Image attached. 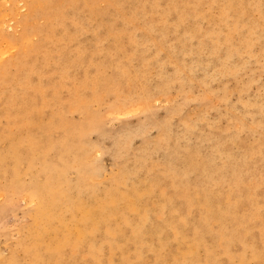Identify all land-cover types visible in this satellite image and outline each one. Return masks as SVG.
I'll use <instances>...</instances> for the list:
<instances>
[{
    "label": "bare ground",
    "instance_id": "obj_1",
    "mask_svg": "<svg viewBox=\"0 0 264 264\" xmlns=\"http://www.w3.org/2000/svg\"><path fill=\"white\" fill-rule=\"evenodd\" d=\"M28 1L29 2L26 6L25 14L19 16V18L18 17L15 18V16L17 15L15 13V9H12L11 11L9 10L10 12H12V15H14L12 17H14V19H15V24H16V26H18L21 29V31H20V33L17 34V36L11 35L8 38L13 43L18 42L20 44H24L27 49L29 48V50H27V49L23 50V48L20 49L17 45L19 50L16 51L12 57L13 61H14V63H16V65H19V64L23 65L24 64L25 68L22 69L23 73H22V76L19 80V84H20L19 85L20 89L18 88L20 91V93L18 94L19 96L16 94V92H14L16 87H15V89L12 88L10 95H15V97L16 96L20 97V95L40 94L41 95V101H40L38 108H36V102L33 103V105L35 104V108H36L35 113L37 115H41V114H44L45 112H48L47 109L49 108L50 103H49V98L47 97V95H53L52 93L59 95L60 90H62V89L65 90V85L59 86L57 84H51V86L49 88L46 87L45 84H47V82H44V77L48 73L45 74V72L47 71V70L45 71V67H46V64L49 65L52 55H51L50 49H45V48L40 49L41 46H39L38 43H41V42L42 43L47 42L49 45L57 46L56 47V50L58 52L57 55L59 57L62 56L64 59L63 60L61 58L63 60V64L61 66L62 67V70H61L62 73H61L60 77L62 79H69L73 82L71 90L67 91V92H69L68 95H74V96L72 98L67 99L65 102V105L69 111H70V109L75 111V108H78V109L83 108L86 110L87 100H86V97L84 95H113V94H117L119 96L121 95L119 98H122V100H121L122 103L120 106L117 104L118 106L116 109H122L123 107H125L129 103H133L132 108H135V106H136L135 104L143 105L144 103L148 102L149 97H150L148 91H149V87H150L149 84H150V81L153 79V76L149 73V68H150L149 65L152 64V62H155V64L158 67L156 75H154V76H156L158 79H160V82L158 84L156 82L155 83L157 84V87L163 88L166 85V84L164 85V82L161 81L162 76H163L162 68L165 64H171L172 65V67H173V72H172L173 78L172 79L177 80V79L181 78V75L184 73V70L188 71V73H193L196 70H200L204 74H208L209 66L212 63H213L214 68L217 70L218 73L219 72L225 73V71H234L239 66H236L235 62L232 63V57H233V55H237L238 57H241L242 53H243V52H241L239 47L235 46L234 48H232V47L230 48L229 38H228L229 33L227 31H225V35H223V41H222L223 44H221V45H224V52H222V54H220L219 51H220L221 45H219L218 40L215 38L212 31H208L206 33V35L209 38V42H205L203 40H198L196 43V46L190 48L191 50L187 51L189 53L185 54V53H187V52H185L186 48L184 47L182 42L176 43V40H178V38H180L181 36H184L185 39H191V38L195 37V32H192V30L189 29L190 27L189 28L187 27V29H189V30H187V29H184L182 26L184 23L185 16H187V14H188V12H187L188 8L191 7V4L193 3L194 0H171L172 8L179 12V15L177 16L178 20L176 22H175L176 18H175V20L173 18L174 21H172V19H171L172 22H170V20H169L170 24L175 23L171 29L172 30L171 32L174 34L173 36L176 37V38L174 37L176 40L175 41L173 40V42H168L165 39V34H166L165 30L167 29V26L165 25L166 18L158 21L154 18L155 16L153 15L155 13L157 14L158 10L157 11L153 10L152 12L150 10L149 12H151V13H147L148 11L143 12L145 10L142 9L143 10L142 11L140 9V8H144V5L146 2L149 4V6L152 4H155L157 6H158V4L161 5L160 2H157L159 0H144V1L143 0H137V3L130 6L129 12L128 11H127L128 13L126 12L127 14L122 13L123 4L125 3L126 0H103V1L108 2L109 7L112 6V8L114 10H113V13H112V10H107V12L105 14L106 17L104 19H102V21H100V22L97 21V23L95 22V18H96V14L99 12L100 9H98V7L96 6V4H97L96 1H100V0H90L91 1L90 5L89 4L86 5V2L89 0H28ZM205 1H208V0H205ZM227 1L230 4L226 5L225 7H231V5L234 4V3L230 2L229 0H227ZM4 2H7V1H4ZM168 2H169V0H168ZM168 2H167V0L164 1V3H168ZM220 2L222 3L223 1H220ZM249 2H251V1H249ZM197 3H198V1H197ZM216 3L217 2L215 0L212 4H216ZM221 3H220V5H221ZM254 3L259 7V6H261V4L263 2H262V0H254ZM246 4H248V2ZM164 6H165V4H164ZM223 7L224 6L221 7V12L219 15V16H221V27L228 24L229 20H233L232 23L230 24L229 28L232 30L238 31V33H241V31L243 29V23L240 19H242L241 14L245 13V12L243 11L240 14H237V13L234 14L235 19H233L231 17L232 15L229 14L230 8H228V10H226V8L224 9ZM261 9H264V8H261ZM261 9L259 10L260 12L258 10L257 11L259 13H261L262 12ZM3 11L6 12L5 5L1 4L0 5V14L2 16L0 17V23H2L3 20L5 19L4 16H6V15L8 16V14H9V13L3 14ZM161 12L167 14L168 10L162 9ZM218 12H219V10H218ZM258 12H256V13H258ZM263 12H264V10H263ZM166 14H163V15H166ZM198 14H200V13L198 12ZM198 14L196 12V14H192V15L195 16V18H197L196 15H198ZM138 15H140L141 17L137 18ZM212 16H213V14H212ZM135 18H137V19H135ZM160 18H162V17H160ZM203 18H205V17H203ZM261 18L263 19V17H261ZM6 19H7V17H6ZM37 19H43L44 20L43 24L42 25L35 24L34 21ZM259 19H260V17H259ZM32 20H33V22H32ZM209 20H210V16H209ZM116 22H119L118 23V25H119L118 29H116L114 26ZM196 22L197 21H195L194 23H196ZM139 23H142V25H139ZM215 24H216V22H215ZM5 25H7V24L5 23ZM171 25H173V24H171ZM184 25H185V23H184ZM191 25H193V23ZM13 26H15V25H13ZM185 26H187V25H185ZM256 26H258V25H256ZM256 26L255 27L252 26V31L254 34H258ZM216 27H217V25H216ZM19 28H18V30H19ZM192 28H193V26H192ZM245 28H246V25H245ZM9 29H11V27ZM101 29L104 30L106 33L105 36H103L102 38L98 35V31ZM245 30H244V32H245ZM136 31L142 33V35L139 38L136 36L137 39L132 37V35L134 33H136ZM155 31L158 32V36H157L158 39L157 40H155L152 37V33H154ZM131 32L133 33L132 35H131ZM248 33H250V32H248ZM30 34L37 35L39 37V40H38V42H32V45L29 46L26 43V41L31 39V38H29L31 36ZM83 34H86V35L89 34L91 36L90 37L91 40H89V41H91V43L87 44V46H86V45H84L86 42L84 44H81L82 42L80 43V41H79L78 44H75L76 45L75 47H72L73 49L70 48V44L73 42V40L75 38L83 35ZM123 34H127V36H128L127 44L129 46H131V49L129 48L128 52H132V53L127 54L128 52L122 51L118 45H115L116 42L118 41V39L120 38V36ZM245 34L246 33H244L243 35H245ZM178 35H181V36L179 37ZM250 35H251V33H250ZM250 35L248 36V38L250 37ZM244 37H247V36H244ZM107 39L110 40V41L108 40L111 44L110 49L113 50L115 47L114 51L118 52L119 50H121V55L116 56L114 58L113 54H110L111 59H112L110 61V63H111L110 66L112 67L113 72H111L110 76H108V73H107V77H106V75L103 76L104 66L101 62V59H102L101 54H104V53H102L103 51L104 52H105V50L107 51L106 47L104 46V41ZM243 41H244V39H243ZM183 42H185V41H183ZM249 42H250V40H249ZM118 43H120V42H118ZM244 43H245V41H244ZM178 44L181 45L180 48H178V46H177ZM189 44H190L189 46H191V42ZM255 44H257V43H255ZM157 45L159 46V48L161 47V48L166 49L167 55H166L165 59L164 60L162 59L161 61L158 60L157 57H153L151 59V63H150V57H149V59H145L144 53H146V51H149L152 48H155ZM247 45H249L248 42H247ZM247 45H245V47ZM252 45H253V43L251 44V46ZM2 46H5V45H2ZM6 46H5V48L3 47L0 49L1 57L5 53L8 54L7 51H10L9 48H14L9 44ZM238 46H239V44H238ZM122 47H124V46L122 45ZM30 49L32 51H34L36 56H34L35 58L29 62L28 53H29ZM37 49H39V50H37ZM246 49H249V48L246 47ZM112 50H110L109 52L111 53ZM156 50H155V52H156ZM174 50H178V54H180V56H181L180 59L174 60L173 57H171V53ZM53 51H55V50H53ZM191 51L198 53V54H201L204 57V60L201 59L202 56H199V57L193 56L191 54ZM135 52H138L140 54V56H138V58H136V59L134 58ZM157 52H160V51L158 50ZM157 52H156V55L158 54ZM202 52H204V53H202ZM10 53H11V51H10ZM246 53L248 54L247 51H246ZM249 53H250V50H249ZM126 54H127V56L124 58L123 56H125ZM154 55L155 54H153L152 56H154ZM186 55L193 56V57L190 56L191 59H190V62L188 64H186L184 62V57ZM5 57H6V55H5ZM58 59H60V58H58ZM58 59H56V60H58ZM56 60H54V61H56ZM37 61L38 62L40 61L42 63V67L39 69L35 68V66H34V63H36ZM133 61L139 62V64L134 65ZM41 63H39V64H41ZM244 65H246V64H244ZM75 67L83 69L82 75L80 77L77 75H71L70 74V71ZM91 67H93L95 70L94 71L95 73L93 76L90 75V73H89V69ZM16 68H17V66H16ZM46 68H49V67H46ZM52 72L55 73V71H52ZM49 74H51V72ZM169 74H171V73H169ZM32 75L36 76L35 80L31 79ZM184 75H186V74H184ZM202 76L201 77L203 80V78H205V77H204V75H202ZM189 77L191 78V76H189ZM201 77H199V78H201ZM191 79L193 81V78H191ZM194 79L196 80L197 78H194ZM213 79H214V77H213ZM48 80L50 81V79H48ZM197 80H199V79H197ZM209 80L212 81L211 78ZM17 81H18V78H17ZM185 81H186V79H185ZM199 84H201V83H199ZM167 87L168 86L165 87L166 90H167ZM178 87H180V86H178ZM159 88H157V89H159ZM168 88H170V86ZM182 88H183V84H182ZM48 89L50 90V94L47 93ZM206 89H207V87H206ZM210 89H211V87H210ZM214 90H211V91L213 92ZM187 91H188V89H187ZM160 92H161V90H160ZM207 92H209V91H207ZM178 93H180V91ZM183 93H185V92H183ZM239 93H241V92H239ZM203 94H205V93H203ZM0 95H2V94H0ZM161 95L163 97V94H161ZM134 96L136 98L130 100L129 102H126L127 98H132ZM24 97H26V96H23L22 98H20L21 100L17 104V106H16L17 110L15 111V112H17V114H19L20 116L22 115L23 117L25 116V114L26 115L27 114L30 115L29 113L32 114V110H34V108H32V105L27 104L28 99L25 100ZM29 100L32 103L33 100H31V99H29ZM242 100H244V99H242ZM220 101H221V99H220ZM116 102H117V100H116ZM114 104L116 105V103H114ZM245 104H247V103H245ZM171 105H170V107H171ZM258 105L261 106L260 104H258ZM58 106H60V105H58ZM180 106H176V108L177 107L180 108ZM243 106L244 105H242V107ZM50 107H51V105H50ZM8 108L0 107L1 114L10 113V111L8 112ZM147 108L146 109L144 108V110H147ZM260 108H262V107H260ZM224 110H225V108H224ZM108 112L111 113L112 111L111 112L108 111ZM126 112H124V113H126ZM131 112H133V109ZM141 112L142 111H140L139 113H141ZM174 112H177V114H178V111H174ZM247 112H250V111H247ZM247 112H246V114H247ZM200 113H201V111H200ZM177 114H176V116H177ZM48 115L50 117H49L45 127H41L37 122H33V120L27 119V121L24 124V125H26V127H25L26 132L24 130V132H25L24 136H22L21 138L10 137L9 150H7V151L0 150V167L3 169L1 171V174L4 176H8L9 184L11 186L13 185V187L18 186L26 175L33 177V179L30 180L29 197L34 198L36 201V206L33 210L31 220H30V222H28L29 224L27 225L26 230H23L24 232L26 231V233L24 234L25 237L24 238H23V236L21 237L20 236L21 234H20L18 237L19 241L16 243V246L19 247L20 254H19V252L17 254L10 252L8 254V256L0 257V264H191V263H193V264H214V261L216 260V256L212 251H210L207 248L208 247L207 243H208L209 239H212L213 241H215V243L222 249L221 250L222 255H224L228 259V261L230 259L229 263H232V259H231L232 253H231V251H229L231 246H232V241L238 240V238H240V236L242 234H245L244 235V236H246L245 238H247V237L250 238V234L252 232L250 230L253 227H255V225L258 226L260 224V222L262 223V221H263L260 213H261V211L264 212V202L259 209H255L256 206H254L252 204L249 205L248 207H245L240 202L239 196H241V194L240 195L235 194V188L234 187L235 186L238 187L237 186L238 185V179L241 176L239 171L233 172L231 178L227 181L225 180L224 175H222V174H220L218 177L215 176V173H220L221 171L224 170L226 163L231 158L230 148L222 149L220 146L222 144L218 143V140L214 141L212 139H208V140H211V145H212L211 150L213 151V157H216V160H218L221 165L217 166L216 169H210V170L207 169V167L202 166L201 170L206 175V178L209 180V183L204 189L194 191L195 192V194L193 193L194 196L190 197L191 202L190 203L185 202V204L187 203V205H186L187 211H182L183 209L179 206L181 203H178V205H177L175 203L176 199L175 198L173 199L170 196V193L168 195L167 192L163 189V187L160 188L158 186L159 185L157 183L158 178L156 180V178H153V177L148 176V175H147L148 177L145 175V178L140 177L142 175V172L144 169L142 166V163L144 162L145 158L143 156H141L142 158H144L143 160L138 158L139 157L138 156L137 157L138 159L136 160L135 163L131 159L132 162L134 163V164L132 163L133 164L132 167H130V168L127 167V169L125 171L119 173L116 177L109 180L105 185L103 184L104 186L102 188H99L97 186V182H95V180L93 179L94 176H92V172H90L86 169L85 160H86V152H88L87 151L88 149L86 148L87 150H85L82 155L75 154V150H74V148H75V137L77 135H80L82 130L91 127V125H92L91 117L90 116L85 117L82 120L81 124L75 126L71 122L66 121L57 112L56 113L48 112ZM168 115H169V113H167V115H165V117H168ZM173 115L174 114H172L171 116H173ZM113 116H114V114H113ZM23 117H22V119H23ZM53 117H55L58 120V122H56ZM20 118L18 117V119H20ZM43 119H45V118H43ZM73 119H75V118H73ZM172 119H173V117H172ZM201 119L202 118H200V120ZM182 120H183V118H182ZM196 120L199 121L198 119H196ZM216 120H217V118H216ZM9 121H11V120L9 119ZM14 121L15 120H13V122ZM163 121H165V118L163 119ZM187 121H189V120H187ZM226 121H229V120H226ZM230 121H231V119H230ZM235 121H237V120L235 119ZM18 122H19V120H18ZM40 122H42V121H40ZM199 122H201V121H199ZM251 122H252V120H251ZM194 123H195V121H194ZM259 123L260 122L258 121L257 124H259ZM21 124H23V123H21ZM165 125L169 126V124H167V123L164 124V126ZM212 125H213V123H212ZM236 125H238V124L236 123ZM236 125L234 127H237ZM18 126H20V125H18ZM190 126H192V125H190ZM241 126H240V128L242 129ZM14 127H13V129H14ZM161 127H163V126H161ZM161 127H160V129H161ZM195 127L196 126H194V128ZM147 128L148 127H146L144 129V132H145V130H147ZM168 128H171V126ZM38 129H39V132L37 133L36 131ZM124 129L126 131V128H124ZM132 129H134V128H132ZM187 129H189V128H187ZM187 129H185V130L187 131ZM135 130H134V132H135ZM139 130H136V131L139 132ZM89 131H87V132H89ZM122 131H121V134L125 132V131L124 132H122ZM142 131H143V129H142ZM158 132H157V134H158ZM128 133L129 132H127V134ZM175 133H177V132L175 131ZM4 134L0 130V142L3 141ZM15 134H16V132H15ZM121 134H117V136L118 135L121 136ZM182 134H184V133H182ZM8 135H10V133ZM131 135H133L132 137H135L133 133ZM141 135H142V133H141ZM141 135H139V136H141ZM168 136H169V132H164L162 129V131L159 132V138L160 139H158V140H161V138H163L165 141V139H167V138L169 139ZM129 137L127 136V138H129ZM116 138H114V139H116ZM123 138H126V137H123ZM150 138H152V137H149V140H151ZM204 138H205V136H204ZM114 139H113V141H114ZM117 139H119V138H117ZM129 139L131 140V137ZM116 141L118 144L119 143L118 140H116ZM142 141H143V139H142ZM154 142H155V139H154ZM154 142H152V144ZM114 143H115V141H114ZM123 143H125V142H123ZM166 143H167V141H166ZM85 144H86V142H85ZM141 144L142 143H140L138 145H141ZM200 144L201 143H199V145ZM91 146L93 147V145H91ZM154 146H156V144H154ZM233 146H234V144H233ZM86 147H88V146H86ZM176 147L178 148V146H176ZM129 148H131V147H129ZM129 148H127V149H129ZM185 148H184V151L186 150ZM153 149H154V147H153ZM209 149H210V147H209ZM50 150H53V153L51 152L53 154V155L51 154L52 156L49 155ZM136 150H138V149H135V151ZM166 150H168V149H166ZM173 150L174 151L171 153L178 154L179 149H177V150L173 149ZM251 150L252 149H250V151ZM78 151L82 152L80 150V148H78ZM149 151H150V149H149ZM163 151H164V149H163ZM118 152H120V151H118ZM152 152H153V150H152ZM252 153H253V151H252ZM144 154L147 155V153H144ZM125 155H126V153H125ZM128 155L131 156V154H128ZM165 155H167V154L165 153ZM114 156L115 155L113 154V157ZM149 156H151L150 153H149ZM169 156H170V152H169ZM169 156H167V157L169 158ZM176 157L178 158V156H176ZM175 158H174V160H177V158L176 159ZM242 158H244V157H242ZM113 159H115V158H113ZM150 159H153V158H150ZM205 159H206V157H205ZM87 160H88V158H87ZM127 160H128V158H127ZM127 160H125V161H127ZM129 160H130V158H129ZM184 160H185V158H184ZM211 160H213V159H211ZM151 162H152V160H151ZM160 162H161V160H160ZM37 163H38V167H37ZM173 163L171 164L170 162L169 163L166 162V164H162V163L161 164L163 165V167H162L163 173L166 174L167 176L175 178V179L178 178L180 174H181V179H184L186 177V174H188L187 170L191 171L192 169H196L199 167L197 164L192 163V166L194 165L193 168L188 167L187 170L181 171V173H179L177 168H175L176 166H173V165H175ZM211 163H214V162H211ZM75 164L77 165L76 169L78 170V172H77V175H76V178L74 179V181L71 182V181H68L64 177V173L67 169L71 168L72 166L75 169ZM126 164H128V162ZM130 164H131V162H130ZM119 165H121V164H119ZM148 166H149V164H148ZM256 171L257 170H255V172ZM153 172H154V170H153ZM151 173H152V171H151ZM149 174H150V172H149ZM93 175H94V173H93ZM205 175L202 177H205ZM99 176H101V175H99ZM164 179H166V176L164 177ZM175 179H171V180H175ZM254 179H253V181H254ZM185 180H186V178H185ZM194 181H195V179L193 180V182ZM172 182H174V184H176L175 181H172ZM240 183H242V182H240ZM170 185L172 186V183H170ZM259 185L264 186V180H261V178H260L258 186ZM3 186H5V185H3ZM22 186H25V185H22ZM161 186H162V184H161ZM217 186H222V187L224 186V188L220 189L218 191L216 188ZM166 187H168V186H166ZM172 188H174V187H172ZM23 189H25V188H23ZM174 191L176 192V190H174ZM174 191H172V192H174ZM249 193H251V192H249ZM155 194L162 197V199H156ZM241 197H242L241 199H243V196H241ZM254 198H255V196H254ZM260 198H262V196ZM263 198H264V194H263ZM188 199H187V201H188ZM32 201H33V199H32ZM182 206H184V205H182ZM189 206H194V208L197 207L199 210V211L198 210L197 211L199 212L200 215H198V216L195 215V217H196V219H194L195 221L191 220V218L189 217V215L191 216V211H188ZM198 221H200V227L197 224ZM263 224H264V221H263ZM257 226H256V229H257ZM259 226H261V225H259ZM262 226L264 227V225H262ZM24 229H25V227H24ZM260 235H261V233H260ZM240 239H239V241H241ZM258 240H260V239L258 238ZM261 240H262V243H261L262 245L260 246V248H256L253 241L252 242L245 241L244 243L239 242V243H243V250L241 251L240 257H239L240 264H248V261H249L248 259H250L253 262H256V264H264V231L261 235ZM236 242H238V241H236ZM16 246H14V247H16ZM201 247L204 249L205 255L202 254L203 257H201V259H199L198 251H199V248H201ZM241 247H242V245H241ZM235 250H234V252H235ZM218 257H219V255H218ZM225 262L226 261H224V263Z\"/></svg>",
    "mask_w": 264,
    "mask_h": 264
},
{
    "label": "rangeland",
    "instance_id": "obj_2",
    "mask_svg": "<svg viewBox=\"0 0 264 264\" xmlns=\"http://www.w3.org/2000/svg\"><path fill=\"white\" fill-rule=\"evenodd\" d=\"M4 1H7V2H4ZM131 1L132 0H126L125 1L126 4L125 3L123 4V10H124V11L122 10L123 14H127L129 12L130 6L137 3V0H133L134 2L133 1L131 2ZM164 1H166V0L157 1V2L161 3V5L158 4V6L155 4H152L149 6V4L146 2L144 5V8H140V9L141 10L144 9L145 11L142 10L143 12L148 11L147 13H151L153 10L154 11L158 10L157 14L156 13L153 14L155 16L154 18L158 21L166 18L165 25L167 26V29L165 28L166 29L165 31H166L167 35L165 34V39L168 42H173V40L174 41L176 40L175 39L176 37L173 36L174 34L171 32L172 31L171 29L175 23H171V24H173V25H171L169 23V20H170V22H172L176 18V20H175V22H176L178 20L177 16L179 15V12L172 8L171 0H169V2L167 0L168 3H164ZM197 1H198V3H197ZM214 1L215 0H208V1L194 0L193 1V3L191 4V7L188 8V11H187L188 14H187V16H185V19H184V23L187 26H185L184 23L182 26L184 29H187V27L188 28L190 27L189 29L192 30V32H195V37L191 38V39H185L184 36L178 35L179 37L180 36L181 37L178 38V40H176V43L182 42V44L186 48L185 52H187V51L191 50L190 48L196 46V43L198 40H203L205 42H209V38L207 37L206 33L208 31H212L215 38L218 40L219 45H221V44H223V42H222L223 41V35H225V31H227L229 33L228 38H229L230 48L231 47L234 48L236 46V47L240 48L241 52H243L241 57H238L237 55H233V57H232V63L235 62V65L239 66V67H237L238 69L236 68L234 71H225V73L224 72L218 73L217 70L214 68V65L212 63L209 66V72L210 73L208 72V74H204L200 70H196L193 73H188V71L184 70V73L181 75V78L176 80V79H172L173 78L172 77V72H173L172 65L171 64H165L162 68L163 76H162V80H161L162 82H164V85L166 84L163 87L165 89L164 90L163 88L157 87V84L160 82V79H158L154 75H156L158 67L155 64V62H152V64L149 65L150 68L148 67L149 73L153 76V79L150 81V84H149L150 85L149 91H148V93L150 95L149 100H148V102L144 103L143 105L135 104L136 105L135 108H132L133 103H129L125 107H123L122 109H116L117 106L118 105L120 106L122 103V101H121L122 98H119L121 95L120 96L117 94H113V95H84L86 97V100H87L86 110L83 108H79V109L75 108V111L72 109H70V111H69L65 105V102L67 99L72 98L74 96V95H68L69 92H67V91L71 90L73 82L69 79H62L60 77L61 73H62L61 72V70H62L61 66L63 64L64 59L62 56L59 57L57 55L58 54V52L56 50L57 46L49 45L47 42L46 43L45 42L38 43V45L41 46L40 49H42V48L50 49L51 55H52L51 60H50L51 64L50 63H49V65L46 64V67H49V68L45 67V71L47 70L45 72V74L48 73L44 77V82H47V84H45L46 87L49 88L51 86V84H57L59 86L65 85V90L64 89L60 90L59 95H56L55 93H52L53 95H47V97L49 98V103H50L47 111L50 113H56L57 112L66 121L71 122L75 126L81 124L82 120L87 116H90L92 119L91 127L82 130L80 135H77L75 137V148H74V150H75V154L82 155L83 152L88 149L87 150L88 152H86V160H85L86 169L88 171L92 172V176H94L93 179L95 180V182H97V186L99 188H102L109 180L116 177L119 173L125 171L127 169V167H129V168L132 167V165L136 162V160L138 158H140L142 160L145 158L144 162L142 163V166L144 169H143L142 175L140 174L141 175L140 177L145 178V175L146 176L148 175V176H151L153 178H156V180L158 178V180H157V183L159 184L158 186L160 188L163 187V189L167 192L168 195L170 193V196L173 199L174 198L176 199L175 203L177 205H178V203H181L179 206L183 209L182 211H187L186 205H187V203L191 202L190 197L194 196V194H195L194 191L204 189L209 183V180L206 178V175L201 170L202 166H205V167H207V169L210 170V169H216L217 166L221 165L220 162L218 160H216V157H213V151L211 150L212 149L211 140H208V139H212L214 141L218 140V143L222 144V145H220L222 149L230 148V150H231V158L226 163L224 170L221 171L220 173H215V176L218 177L220 174H222V175H224V178L227 181L231 178L233 172L239 171L241 176L238 179V185H237L238 187L235 186L234 188H235V194L236 195L241 194V196H243L244 200L241 199L242 198L241 196H239L241 204L245 207H248L249 205L252 204V205L256 206L255 209H259L262 206V204L264 202V198H263L264 186L263 185L258 186V184H259L260 178H261V180H264V178H263L264 177V174H263L264 173L263 172L264 171V159H263L264 158V41H263L264 40V16H263L264 15L263 14L264 9H261V8H264L263 7L264 6V0H262L263 3L259 7L254 3V0H229L230 2L234 3L231 5V7H225L226 5L230 4V3H228L227 0H220V1L224 2V3L222 2L223 4L219 0H216L217 5L212 4ZM249 1H251V2H249ZM28 2H29L28 0H0V5L4 4L5 9H6V12L3 11V14L9 13L8 16L7 15L4 16V18H5L3 20L4 23L3 22H2L3 24L0 23L1 24L0 25V42H1L0 43V49L3 47L5 48V46L8 44L15 48V49L9 48V50L11 51L12 54L10 53V51H7L8 54L5 53L4 55H2V57L0 55V94H2V95H0V98H1L0 99V107H2V108H8L9 107L10 108V109L8 108V112L10 111V113L1 114V112H0V120H1L0 121V130L2 131L3 134L5 133L3 141L0 142V150H2V151L9 150L10 137L21 138L22 136H24V134L26 132V128H25L26 125H24V124L27 121V119L33 120V122H37L41 127H45V125H46V123L50 117L48 115V112H45L44 114H41V115H37L35 113V109L38 108L40 101H41V95L40 94L20 95V97H18L19 96L18 94L20 93V91H19V89H20L19 88V85H20L19 80H20L22 73H23L22 69H24L25 66H24V64L23 65H20V64L16 65V63H14L12 57L15 54V52L19 50V48L20 49L23 48V50H26L27 48L25 47L24 44H20L18 42L13 43L8 38L11 35L17 36V34L20 33V31H21V29L18 26H16L15 19H14V17H12L14 15H12V12H10V11L12 9H15V13L18 15V16L16 15L15 18H17V17L19 18V16L25 14L26 6H27ZM247 2L249 5L246 4ZM90 3H91V1L89 0L86 2V5L87 4L90 5ZM96 3H97L96 6L98 7V9H100L99 12L96 14V18H95V22L97 23V21L100 22V21H102V19H104L106 17L105 14H106L107 10H112V13H113L114 9L112 8L111 5H110L111 7H109V3L106 1L100 0V1H96ZM220 3L222 6H224L223 7L224 9L226 8V10H228V8H230L229 14L232 15L231 17L233 19H235L234 14H236V13L240 14L243 11L245 12V13L241 14L243 17L241 16L242 19H240L243 23V29H242L241 33H238V31L232 30L229 28V26L233 20H229L228 24L221 27V16H219V15H220L222 6L220 5ZM164 4H165V6L166 5L167 6L165 7ZM250 4L251 5L253 4V5L251 6ZM259 8L262 11L261 13H259L260 12ZM162 9H167L168 13L167 14L162 13L161 12ZM150 10H151V12H149ZM218 10H219V12H218ZM196 12H197V14H198V12L200 13V14L196 15L197 18H195V16L192 15V14H196ZM256 12H258V13H256ZM163 14H166L167 16L163 15ZM212 14H213V16H212ZM1 16L2 15L0 14V17ZM209 16H210V20H209ZM6 17H7V19H6ZM138 17L140 18L141 16L138 15L137 18ZM160 17H162V18H160ZM203 17H205V18H203ZM259 17H260V19H259ZM261 17H263V19ZM137 18H135V19H137ZM173 18H174V20H173ZM171 19H172V21H171ZM191 19L194 22L195 21H197V22L194 23ZM213 20L216 22V24ZM32 22H33V20H32ZM43 22H44L43 19H37L34 21V23L38 24V25H42ZM5 23L7 25H5ZM118 23L119 22H116L114 25L116 29H118V26H119ZM192 23H193V25H191ZM13 25H15V26H13ZM139 25H142V23H139ZM216 25H217V27H216ZM245 25H246V28H245ZM256 25H258V26H256ZM192 26H193V28H192ZM252 26L257 27L258 34L253 33ZM10 27H11V29H9ZM18 28H19V30H18ZM189 29H187V30H189ZM244 30H245V32H244ZM155 32H154L155 34L152 33V37L155 40H157L158 39V37H157L158 32L157 31H155ZM248 32H250L251 35ZM244 33H246V34L243 35ZM105 34H106L105 31L102 29L98 31V35L101 38L103 36H105ZM132 34L133 33L131 32V35ZM30 35L31 36L29 38H31V39L28 38L29 40L26 41V43L29 46L32 45V42H38V40H39V37L37 35H35V34H30ZM87 35L83 34V35H81L82 37L79 36V37L75 38L73 40V42L70 44V48L75 47L76 46L75 44H78L79 41H80V43L82 42L81 44H84L86 42L84 44L86 46H87V44L91 43V41H89V40H91V38H90L91 36L89 34H87ZM141 35H142V33L136 31V33H134L132 35V37L137 39V37L139 38ZM249 35H250V37L248 38ZM244 36H247V37H244ZM258 36L259 37L261 36V37L259 38ZM242 38L244 39L245 43H244ZM108 40L109 39L104 41V46L106 47L107 51L105 50V52L104 51L102 52L104 54H101L102 55L101 62L104 66L103 76L106 75V77H107V73H108V76H110L111 72H113L112 67L110 66L111 65L110 61L112 60L110 54H113V56L115 58L116 56L121 55V50L124 52H128L129 48L131 49V46H129L127 44V40H128L127 34L121 35L115 44V45H118L119 48L121 49L118 51L119 53L117 51H114L115 47L113 50L110 49L111 44L109 42L110 40L109 41ZM249 40L251 43L249 42ZM183 41H185V42H183ZM246 41L248 42L249 45H247ZM118 42H120V43H118ZM190 42H191V46H189ZM252 43H253V45L251 46ZM255 43H257V44H255ZM238 44H239V46H238ZM2 45H5V46H2ZM17 45L19 48L17 47ZM122 45L124 47H122ZM245 45H247L246 47H248L249 49H246ZM177 46H178V48L181 47L180 44H178ZM27 50H29V48ZM37 50H39V49H37ZM53 50H55V51H53ZM110 50H112L111 53L109 52ZM150 50L146 51V53H144L145 59H149V57H150V63H151V59L153 57H157V59L161 61L162 59L164 60L166 55H167L166 49L161 48V47L159 48L158 45L155 48H152ZM155 50H156V52L158 50L160 52H157L158 54L156 55ZM249 50H250V53H249ZM246 51L248 52V54L246 53ZM219 52H220V54H222V52H224V45L220 46ZM129 53H132V52H128L127 54H129ZM188 53L189 52H187L185 54H188ZM202 53H204V52H202ZM127 54L123 57L125 58L127 56ZM153 54H155V55L152 56ZM191 54L193 56H196V57L202 56L201 54H198V53H195L192 51H191ZM5 55H6V57H5ZM34 56H36L34 51H32L30 49V51L28 53L29 62L35 58ZM138 56H140V54L138 52H135L134 58L136 59V58H138ZM190 56L186 55L184 57V62L186 64H188L190 62V59H191ZM193 56H191V57H193ZM171 57H173V59L176 60V59H180L181 56H180V54H178V50H174L171 53ZM58 58H60V59H58ZM56 59H58V60H56ZM201 59L204 60V57L202 56ZM54 60H56V61H54ZM39 63H41V62L37 61L36 63H34L35 68L39 69L42 67V63L41 64H39ZM133 64L138 65L139 62L133 61ZM244 64H246V65H244ZM16 66H17V68H16ZM52 71H55V73ZM82 71H83L82 68L75 67L70 71V74L71 75H77L80 77L82 75ZM94 71H95L94 68L91 67L89 69L90 75L93 76L95 73ZM50 72H51V74H49ZM169 73H171V74H169ZM184 74H186V75H184ZM202 75H204V77H205V78H203V80H202V77H203ZM189 76H191V78H193V81ZM199 77H201V78H199ZM213 77H214V79H213ZM17 78H18V81H17ZM194 78H197L200 81L197 79L195 80ZM210 78L212 79V81L209 80ZM31 79L35 80L36 76L32 75ZM48 79H50V81ZM185 79H186V81H185ZM199 83H201V84H199ZM182 84H183V88H182ZM166 86H168V87L170 86V88L167 87L168 91L165 88ZM178 86H180V87H178ZM15 87L17 90L15 89ZM206 87H207V89H206ZM210 87H211V89H210ZM12 88L15 89L14 92H16V94L18 96L15 97V95H10ZM157 88H159V89H157ZM187 89H188V91H187ZM160 90H161V92H160ZM178 90L180 91V93L181 92L182 93L181 94L178 93L179 92ZM211 90H214V91L212 92ZM207 91H209V92H207ZM183 92H185V93H183ZM239 92H241V93H239ZM47 93L50 94L49 89H48ZM203 93H205V94H203ZM161 94H163V97ZM23 96H26V97H24L25 100L28 99L27 104L32 105V108H34V110H32V114L29 113L30 115L27 114L28 116L25 114L24 117L22 115L20 116L19 114H17V112H15L17 110L16 106L19 103V101L21 100L20 98H22ZM154 97L155 98L157 97V98L155 99ZM134 98H136V97L134 96L132 98H127L126 102H129L130 100H132ZM29 99L33 100L32 103ZM220 99H221V101H220ZM242 99H244V100H242ZM116 100H117V102H116ZM35 102H36V108H35V104L33 105V103H35ZM114 103H116V105ZM245 103H247V104H245ZM171 104L173 106L174 105L175 106L173 107ZM258 104H260L261 106H259ZM50 105H51V107L52 106L53 107L51 108ZM58 105H60V106H58ZM170 105H171V107H170ZM242 105H244V106L242 107ZM176 106H180V108L179 107L176 108ZM147 107L148 108L150 107V108L148 109ZM260 107H262V108H260ZM144 108L145 109L147 108V110H144ZM224 108H225V110H224ZM132 109H133V112H131ZM108 111H110V112L112 111V112L109 113ZM140 111H142V112L139 113ZM174 111H178V114H177V112H174ZM200 111H201V113H200ZM247 111H250V112H247ZM124 112H126V113H124ZM246 112H247V114H246ZM167 113H169V115H168V117H165V115H167ZM113 114H114V116H113ZM170 114L171 115L174 114V115L171 116ZM176 114H177V116H176ZM18 117L19 118L21 117V118L18 119ZM22 117H23V119H22ZM163 117L165 118V121H163V119H164ZM172 117H173V119H172ZM43 118H45V119H43ZM53 118L55 119L56 122H58V120L55 117H53ZM73 118H75V119H73ZM182 118H183V120H182ZM200 118H202V119L200 120ZM216 118H217V120H216ZM9 119L11 121H9ZM196 119H198L201 122L197 121ZM230 119H231V121H230ZM235 119L237 121H235ZM13 120H15V121L13 122ZM18 120H19V122H18ZM187 120H189V121H187ZM226 120H229V121H226ZM251 120H252V122H251ZM40 121H42V122H40ZM194 121H195V123H194ZM258 121L260 122L259 124H257ZM21 123H23V124H21ZM166 123L169 124V126H167V125L164 126V124H166ZM212 123H213V125H212ZM236 123L238 125H236ZM18 125H20V126H18ZM190 125H192V126H190ZM235 125L237 127H234ZM161 126H163V127H161ZM170 126H171V128H168ZM194 126H196V127L194 128ZM240 126L242 127V129L240 128ZM13 127H14V129H13ZM146 127H148V128L144 132V129ZM160 127H161V129H160ZM186 127L189 129H187ZM124 128H126V131ZM132 128H134V129H132ZM135 129L139 130V132H137ZM142 129H143V131H142ZM162 129L164 132H169V136H168L169 139L167 138V139H165V141L163 138H161V140H158V139H160L159 138V132L162 131ZM185 129H187V131ZM24 130H25V132H24ZM134 130H135V132H134ZM87 131H89V132H87ZM121 131L122 132L125 131V132L121 134ZM175 131L177 133H175ZM15 132H16V134H15ZM36 132L38 133L39 129ZM127 132H129V133L127 134ZM157 132H158V134H157ZM181 132L184 134H182ZM9 133H10V135H8ZM132 133L134 134L135 137H132L133 136V135H131ZM141 133H142V135H141ZM117 134H121V136L120 135L117 136ZM139 135H141V136H139ZM122 136L126 137V138H123ZM127 136L128 137L130 136L131 140L129 139L130 137L127 138ZM204 136H205V138H204ZM116 137L119 139H117ZM149 137H152V138H150L151 140H149ZM114 138H116V139H114ZM113 139H114L115 143H114ZM142 139H143V141H142ZM154 139H155V142H154ZM116 140H118V142H119L118 144H117ZM151 141L154 143L152 144ZM166 141L168 144L166 143ZM85 142L87 145L85 144ZM123 142H125V143H123ZM140 143H142V144L138 145ZM199 143H201V144L199 145ZM154 144H156V146H154ZM233 144H234V146H233ZM91 145H93V147ZM86 146H88V147H86ZM176 146H178V148ZM129 147H131V148H129ZM153 147L155 150L153 149ZM209 147H210V149H209ZM78 148H80V150L82 152H79ZM127 148H129V149H127ZM184 148L186 149L185 150L186 152L184 151ZM135 149H138L139 151L138 150L135 151ZM149 149H150V151H149ZM163 149H164V151H163ZM166 149H168V150H166ZM173 149H175V150L179 149V152H178L179 155L171 153L174 151ZM250 149H252V150L250 151ZM152 150L154 153L152 152ZM118 151H120V152H118ZM252 151H253V153H252ZM51 152L53 153V150H50V152H49L50 156L53 155ZM124 152L126 153V155ZM169 152H170V156H169ZM142 153L143 154L147 153V155L146 154L143 155ZM149 153L151 154V156H149ZM165 153L167 155H165ZM113 154L115 155L114 157H113ZM128 154H131V156ZM141 156H143L144 158H142ZM167 156H169V158ZM176 156H178V158ZM112 157L115 159H113ZM175 157L177 158V160H174ZM205 157L208 161L205 159ZM242 157H244V158H242ZM87 158L89 161L87 160ZM127 158H128V160H127ZM129 158H130V160L132 159L134 161V163L132 162V160L130 161ZM150 158H153V159H150ZM184 158H185V160H184ZM211 159H213L214 161ZM125 160H127V161H125ZM151 160H152V162H151ZM160 160H161V162H160ZM210 161L214 162V163H211ZM127 162H128V164H126ZM130 162H131V164H130ZM166 162L167 163L170 162L171 164L174 162L173 164H175V165H173V166H176L175 168H177L179 173H181V171L187 170L188 167L193 168L194 165L192 166V163L197 164L199 167L196 169H192L191 171L187 170L188 174H186V177H185L186 180H185V178L181 179V174L179 175L178 178L175 179V178L169 177L163 173V168H162L163 165L162 164H166ZM119 164H121V165H119ZM148 164H149V166H148ZM76 166L77 165L75 164V169L72 166L71 168H69L65 171L64 177L68 181L72 182L76 178V175L78 172V170L76 169ZM37 167H38V163H37ZM2 170L3 169L0 167V257H6V256H8V254L10 252L15 253V254H17L19 252V247L16 246V243L19 241L18 237L20 234H21L20 235L21 237L22 236H23V238L25 237L24 234L26 233V231L24 232L23 230H26L27 225L29 224L28 222H30V220H31L33 210L36 206V201L34 198L29 197L30 180L33 179V177L26 175L18 186L13 187V185L11 186L9 184L8 176H4L1 174ZM153 170H154V172H153ZM255 170H257V171L255 172ZM151 171H152V173H151ZM149 172H150V174H149ZM93 173H94V175H93ZM99 175H101L102 177ZM204 175H205V177H202ZM165 176H166V179H164ZM171 179H175V180H171ZM194 179H195V181L193 182ZM253 179H254V181H253ZM172 181H175L176 184H174V182H172ZM240 182H242L243 184ZM170 183H172V186L170 185ZM161 184H162V186H161ZM3 185H5V186H3ZM22 185H25V186H22ZM166 186H168L169 188ZM172 187H174V188H172ZM23 188H25V189H23ZM216 188L219 191L220 189H223L224 186L223 187L217 186ZM171 190L172 191L176 190V192L175 191L172 192ZM249 192H251V193H249ZM254 196L256 199L254 198ZM261 196H262V198H260ZM155 198L156 199H162V197L158 196L157 194H155ZM32 199H33V201H32ZM187 199H188V201H187ZM185 202H187V203L185 204ZM182 205H184V206H182ZM188 208H189L188 211H191V216L189 215V217L191 218V220L195 221L194 220V219H196L195 215L196 216L200 215L198 212L199 211L198 208L197 207L194 208V206H189ZM260 214H261L262 220L264 221V212L261 211ZM263 221H262V223L260 222V224H259L261 226L255 225V227H253L250 230V231H252L250 234V238L247 237L248 238L247 239V238H245L246 236H244L245 234H242L243 236L242 235H241L242 237L240 236L241 239L238 238V240L232 241V246L229 250L232 253V255H231L232 256L231 257L232 263H229L230 259L228 261V259L224 255H222V251H221L222 249L215 243V241H213L212 239H209L208 243H207V245H208L207 248L210 251H212L216 256V260L214 261V264H228V263L229 264H240L239 257H240L241 251L243 250V243L245 241H250V242L253 241L255 244V247L260 248V246L262 245L261 244L262 243L261 235L264 231V227L262 226V225H264ZM197 224L200 227V221H198ZM256 226H257V229H256ZM24 227H25V229H24ZM260 233H261V235H260ZM258 238L260 240H258ZM239 239L241 241H239ZM236 241H238V242H236ZM239 242H243V243H239ZM12 244L13 245L15 244L14 246H16V247H14ZM241 245H242V247H241ZM234 250H235V252H234ZM19 254H20V252H19ZM202 254L205 255L204 249L201 247V248H199V251H198L199 259H201V257H203ZM218 255H219V257H218ZM223 260L226 261L227 263L226 262L224 263ZM248 260H249L248 264H256V262H253L250 259H248ZM191 264H193V263H191Z\"/></svg>",
    "mask_w": 264,
    "mask_h": 264
}]
</instances>
